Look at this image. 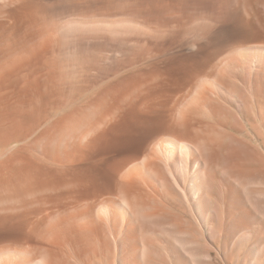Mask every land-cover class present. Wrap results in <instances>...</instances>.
I'll list each match as a JSON object with an SVG mask.
<instances>
[{"label":"bare ground","instance_id":"1","mask_svg":"<svg viewBox=\"0 0 264 264\" xmlns=\"http://www.w3.org/2000/svg\"><path fill=\"white\" fill-rule=\"evenodd\" d=\"M233 252L264 264V0H0V264Z\"/></svg>","mask_w":264,"mask_h":264},{"label":"rangeland","instance_id":"2","mask_svg":"<svg viewBox=\"0 0 264 264\" xmlns=\"http://www.w3.org/2000/svg\"><path fill=\"white\" fill-rule=\"evenodd\" d=\"M133 35H139L138 33H135V34H133ZM143 36V35H142ZM144 38L145 37H147V36H143ZM149 37V36H148ZM141 44H135V45H132L131 47H129L130 49L129 50H131L130 52H129V50H128V48L127 49H125V51L123 52L122 51V53H128V55L130 54V53H150V51H148V50H146V49H144L143 47H142V45L140 46ZM135 46V47H134ZM136 46H139L140 48H138V47H136ZM134 49H135V51H134ZM128 50V51H127ZM138 50V51H137ZM143 51V52H142ZM146 51V52H145ZM107 52H109V51H107ZM106 52V50L104 51H102V50H96V51H94V52H92V53H95V60H93V63L95 64V66H97L96 68H98L99 66L100 67H103L102 68V70H104V72H106V70L108 69V66H107V64H102L101 62H100V60H99V57L101 56V53H107ZM79 56V58L81 57L82 58V60H81V58H80V60H79V58H78V56ZM127 55V56H128ZM76 56H77V58H76ZM120 56H122V55H120ZM124 56V55H123ZM120 58H122V57H120ZM123 58H125V56L123 57ZM75 60H77L78 62H83L82 64L81 63H79V64H77V62L75 61ZM118 60V59H117ZM117 60H115V61H117ZM72 62H73V64L75 65V67L77 66V69H79L80 70V72H82V70L84 69V67H82L83 66V64H85L84 63V59H83V56H82V53H75V58H73V60L71 59V61L68 63L69 65H68V70H69V73L70 74H72V70H73V66L74 65H72ZM118 62V61H117ZM111 63H113V62H111ZM71 64V65H70ZM82 65V66H81ZM70 66V67H69ZM70 68H72V69H70ZM85 70V69H84ZM83 70V71H84ZM70 71H72V72H70ZM68 73V74H69ZM83 73V72H82ZM234 255H235V258H234ZM236 252H233L232 253V256H230V262H231V264H242V262H241V259H242V257H240L239 255L236 257ZM237 258V260L239 261H234V259H236ZM240 259V260H239ZM233 260V261H232ZM238 262V263H237ZM230 264V263H229Z\"/></svg>","mask_w":264,"mask_h":264}]
</instances>
